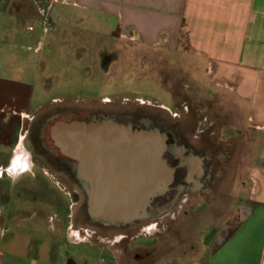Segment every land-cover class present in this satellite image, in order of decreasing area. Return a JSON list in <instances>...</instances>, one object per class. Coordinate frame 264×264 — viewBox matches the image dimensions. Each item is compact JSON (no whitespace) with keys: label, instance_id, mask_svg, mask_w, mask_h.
<instances>
[{"label":"rangeland","instance_id":"374dc122","mask_svg":"<svg viewBox=\"0 0 264 264\" xmlns=\"http://www.w3.org/2000/svg\"><path fill=\"white\" fill-rule=\"evenodd\" d=\"M78 8L76 0H0V80L17 79L32 95L29 112L7 115L3 131L13 141L26 134L36 163L50 174L36 167L37 177H5L11 196L0 198L8 210L0 235L36 239L16 247L21 264H191L238 221L260 167L252 163L255 148L208 96L205 64L196 81L192 55L173 47L189 38L161 36L144 44L114 31L113 18ZM13 92L0 86L7 103ZM106 118L167 137L165 156L175 178L143 220H94L75 161L66 168L67 156L50 134L57 121ZM179 156L200 159L203 174L193 173L194 183L183 179Z\"/></svg>","mask_w":264,"mask_h":264},{"label":"crops","instance_id":"0c3cea01","mask_svg":"<svg viewBox=\"0 0 264 264\" xmlns=\"http://www.w3.org/2000/svg\"><path fill=\"white\" fill-rule=\"evenodd\" d=\"M76 1L80 11L105 20L113 18L114 31L134 34L144 44L152 45L161 36L189 38L186 46L173 47L192 55L196 81L200 64H205L208 96L224 109L230 127L245 134L255 148L252 163L260 166L255 167L253 181L246 188L248 194L240 206L238 221L205 256L191 264H264V0ZM3 85L12 86L14 92L10 103L0 94V148L4 149H0V198L11 196L5 177L14 181L29 173L37 177L34 151L26 144V134H19L13 141L3 131L7 115L24 116L23 112H29L32 95L24 93L27 84L17 79H1ZM21 142L25 153L17 157ZM260 144L263 149L257 152ZM30 192L34 194L35 189ZM7 216V207L0 205V228ZM35 240L0 235V264L25 262L23 255L18 257L16 247L19 243L29 246Z\"/></svg>","mask_w":264,"mask_h":264},{"label":"water","instance_id":"95a60500","mask_svg":"<svg viewBox=\"0 0 264 264\" xmlns=\"http://www.w3.org/2000/svg\"><path fill=\"white\" fill-rule=\"evenodd\" d=\"M50 134L60 152L75 161L91 215L99 213L118 222L146 217L154 198L165 194L174 181L175 168L165 156L167 137L159 130L106 118L57 121ZM83 168L91 170L88 178L81 176ZM164 169L166 176L161 175ZM92 186L98 196L95 205L88 190Z\"/></svg>","mask_w":264,"mask_h":264},{"label":"bare ground","instance_id":"6f19581e","mask_svg":"<svg viewBox=\"0 0 264 264\" xmlns=\"http://www.w3.org/2000/svg\"><path fill=\"white\" fill-rule=\"evenodd\" d=\"M24 147H23V143L21 142V144L19 145V147H18V149H17V157H21L22 155H24ZM187 163H188V165H189V169H190V172L192 173L193 171H194V173H196V175H198V176H200V175H202V167H201V161H200V159H198V157H196V156H192L191 158H188L187 159ZM90 169H87L86 171H85V169L83 168L82 170H81V176L84 178H88L87 176H88V174L90 173ZM86 172V173H85ZM166 169H164V170H161V175L162 174H165V176H166ZM163 176V175H162ZM188 180H192L191 179V177H189V179ZM202 189V188H201ZM88 190H89V192H90V194H91V196H92V205H95L94 203H96L95 202V200L97 199L98 200V196H97V191H96V189L92 186L91 188H88ZM96 200V201H97ZM98 214V215H97ZM142 215H144L143 213H140L139 214V216H142ZM92 217H93V219L94 220H97V221H100V222H102V223H104V224H107V225H124V224H127V223H129V222H118L119 221V219H109V218H107V217H103V215L101 214V216L99 215V213H95V215H91ZM147 216H148V213H147ZM104 219V220H103ZM143 219H145V217H143V218H138V219H136V220H143ZM118 220V221H117ZM135 221V220H134ZM130 222H133V221H130ZM98 223V222H97Z\"/></svg>","mask_w":264,"mask_h":264},{"label":"flooded vegetation","instance_id":"af4514ba","mask_svg":"<svg viewBox=\"0 0 264 264\" xmlns=\"http://www.w3.org/2000/svg\"><path fill=\"white\" fill-rule=\"evenodd\" d=\"M210 125H213V123L212 124H210ZM47 150H48V153H50V148H47ZM62 154V153H61ZM66 157V156H65ZM178 158V165L180 166V167H185L186 168V172H185V174H184V177H183V179L185 180V182H191V183H194L193 181H191V180H188V176L190 177L193 173H194V171L191 173L190 172V169H189V165H188V163H187V159L188 158H185V157H183V156H179V157H177ZM189 158H191V157H189ZM62 159V158H61ZM48 160H50V157H48ZM74 162V160L73 159H71L70 157H66L65 159H63V162H64V164H65V166H66V168L67 169H70V166H71V162ZM36 167H38V168H41L42 169V171H43V173H45V174H47V175H50L49 174V171H47V170H45L44 169V167L43 166H41L40 164H38V163H36V161L34 162V164H33V169H35ZM194 174H196V173H194ZM193 174V175H194ZM202 174H203V172H202ZM197 177H201L202 175H200V176H198V175H196ZM180 192L179 193H182L183 191L180 189L179 190ZM162 205H158V207H155L156 209H159L160 207H161ZM38 213V212H37ZM39 214V213H38ZM41 214V213H40ZM107 225V224H106ZM123 238V237H122ZM121 238V239H122Z\"/></svg>","mask_w":264,"mask_h":264}]
</instances>
